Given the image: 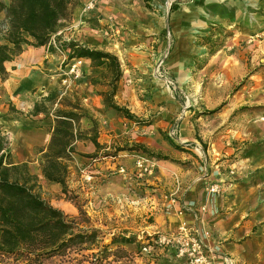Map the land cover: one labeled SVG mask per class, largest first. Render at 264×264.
<instances>
[{
    "label": "crops",
    "instance_id": "0c3cea01",
    "mask_svg": "<svg viewBox=\"0 0 264 264\" xmlns=\"http://www.w3.org/2000/svg\"><path fill=\"white\" fill-rule=\"evenodd\" d=\"M82 1L85 0H81V4L72 7L70 25L59 30L63 34L59 38L63 40L73 38L89 47L112 52L111 44L108 41H100V37L96 34L100 30L91 26L86 20L89 13L86 12L84 4L89 0L85 3ZM101 1L98 0L96 3L98 10L101 9ZM1 18H4L3 12H0ZM247 29L252 30V26H248ZM260 30L261 27L258 31ZM122 38L123 36H120V39ZM129 42L126 47L122 48V54L127 61L124 71L127 73H124L123 80L118 83L115 95L117 104L125 106L140 119L152 112L158 111V114H165L168 110L178 111L179 115L176 119L180 118L182 112L185 113L186 110L172 94L171 89H175V86L172 88L166 86V89L159 85L157 82L159 79L154 77L157 59L165 56L164 63L166 64L168 50H151L148 38L136 37ZM229 47L225 45L222 51H229ZM247 51H252V53L250 55L244 53ZM154 55L155 58H153ZM214 57L215 52L211 54L206 64L207 70L214 67L211 63L214 62ZM228 58L233 61L225 58L222 60L223 65L228 60L230 65L224 66L221 74L225 75L231 84L237 83L246 75L248 77L243 86L231 96L222 95L224 98H229L226 103L227 108H224L221 121L211 125L210 134L205 141L207 154L203 155L211 174L201 179L204 172L197 170L198 159L202 161L200 157H194L191 161L193 166L184 171L178 164L172 162L151 161L156 167L155 178L159 180L155 184L158 188L152 190H157L158 193L151 194L145 200L143 207L147 206L146 209L153 216V221L148 222L142 231L153 236L154 234H169L176 228L180 218L173 212L164 211V204L170 197L175 196L191 205L192 209L197 210L199 215L197 224L209 231L211 237L209 243L219 245L222 253L233 259V264H264V43L256 44L254 49L253 47L236 46L235 52L229 54ZM172 59L176 61L175 54ZM74 62L72 59H67V55L49 52L47 46L29 45H25L21 53L12 60L4 62L7 75L3 79L0 78V106L2 108L6 100L22 110L34 108L36 103L51 102L50 112L34 113V109L31 111L30 116L36 118L32 124L0 115V121L8 125L7 128L13 142L20 144L21 152L17 153L16 158L13 157L15 161L36 163L37 155L45 151L50 141L58 108L77 107L79 115L82 112H88L99 121L97 127H95V121L92 125H81L80 122L84 119L82 117L72 122L74 137L71 144L74 151L69 154V160L66 161L71 162L68 164V169L76 166L82 158L90 159L87 155H91L97 149L94 139L99 146L104 143V148L108 149L110 140L124 132L125 127L120 125L123 121L120 120V124L117 125L118 123L111 118L117 117L114 114L115 111L105 112L103 110V99L98 94L100 89H97L94 84L97 79H106L105 67L94 66L90 59L81 58V76L72 79L69 69ZM184 64L186 63L183 62ZM211 73L214 74V71ZM149 74L151 80H149ZM169 77L173 80L170 75ZM173 81L175 83V80ZM52 92L55 93V98L50 101L45 100ZM251 105H255L256 108H244V111L239 112L241 107ZM108 115L112 121H109L110 127L105 128L103 124H100ZM169 115L173 118L176 116V114ZM185 119L186 117L181 123L184 124L183 134L187 137V134L192 135V131L186 129ZM136 130H138L137 126ZM192 136L184 140L193 142ZM135 137L144 141V137L137 134ZM152 140L153 138H149L147 141L145 138L150 146H153ZM40 144L44 148L36 153L33 149ZM200 148V145L194 143L195 153H200ZM83 154H87L86 157L81 156ZM94 165L100 167L94 172L102 171L101 163L96 162ZM32 170L38 176L39 183L43 184L45 180L53 183L43 176L41 170L34 167ZM175 176L180 178L179 188L175 186ZM94 178L97 179V176ZM206 178L219 181L220 189L212 197L207 210L202 211L199 206L206 198L204 188L209 183ZM124 180L127 185L132 184L127 180L126 175L112 176L110 182L113 188L106 195H118L121 191L118 189V184L123 183ZM159 194L160 196L157 197ZM185 217L189 222L196 220L191 213H187ZM161 258L162 263L157 264H177L166 254H163ZM170 258L173 260H166Z\"/></svg>",
    "mask_w": 264,
    "mask_h": 264
},
{
    "label": "rangeland",
    "instance_id": "374dc122",
    "mask_svg": "<svg viewBox=\"0 0 264 264\" xmlns=\"http://www.w3.org/2000/svg\"><path fill=\"white\" fill-rule=\"evenodd\" d=\"M7 1L0 0L5 3ZM95 1L97 3L98 0ZM78 4H81V0H75V6ZM100 5L101 9L99 10L96 4L94 8L86 10L89 13L86 20L91 26L100 30L96 32L100 41H108L111 44L112 53L117 55L120 66L123 65L118 83L123 80L124 73H127L124 71L127 61L122 54V48L136 37L148 38L151 50H168L165 70L175 80V89H171L172 94L179 104L185 107L186 111L182 112L178 119H176L179 115L178 111L168 110L165 114H158V111L152 112L141 118L142 122L139 123L125 117L123 113L105 106L102 100L105 112L115 111L114 114L117 117L111 118L118 123L117 125L120 124V120L123 121L120 125L125 127L124 132L110 140L108 149L104 148L103 143V145L97 146L91 155H81L85 157L87 155L90 159L80 158L81 162L76 166L69 167L65 176L66 194L63 193L61 184L49 183L46 180L43 184L38 182V191L45 200L70 215L78 216L75 204L79 205L86 212L87 224L100 229V239L104 243L109 242L113 235L133 237L134 242L120 244L131 252L132 264H139L140 261V264L162 263L160 255L154 256V260H152L142 250V247L150 242L151 237L159 235L149 236L145 231H142L148 222L153 221V216L146 209L147 206L143 207L146 203L145 200L151 194L158 193L157 190H152L158 188L155 184L159 180L155 178L156 167L151 161L172 162L178 164L184 171L193 166L191 161L194 157H200L202 161L198 159L197 170L202 172L204 164L207 167V172L202 175L201 179H205L211 174L203 155L207 154L205 141L210 134L211 125L221 121L224 108H227L226 103L229 98H224L222 95L231 96L233 92L243 86L248 77L246 75L237 83L231 84L225 75L221 74V71L225 68L224 66L230 65L229 60L233 61L228 56L235 52L236 46L253 47L254 49L256 44L264 43V0H102ZM71 18L70 15L64 20L63 27L70 25ZM248 26H252V30L247 29ZM5 27L6 21L1 18L0 38ZM260 27L261 30L258 31ZM117 30L118 34L115 33ZM257 31L258 33H256ZM56 35L54 40L63 36L61 32ZM120 36L123 38L120 39ZM55 41L58 44L57 47L53 45L52 41L49 43L53 46V53L66 56L68 52L61 47L57 40ZM225 45L230 46L229 51H222ZM213 52H215V57L213 58L214 62L211 63L214 67L207 70L206 64ZM244 53L250 55L252 51ZM174 54L176 61H172ZM224 58L229 60L223 65ZM74 59H72L73 62ZM183 62L186 64L183 65ZM81 66L82 64L79 66L80 70ZM105 70V80L107 81L97 79L94 83L97 89H100L99 92L107 88L109 71L106 68ZM212 71L214 74L211 73ZM149 77L151 80V75ZM157 82L166 88L159 80ZM161 86L158 87L161 88ZM141 93L145 94V92ZM140 98L144 99L143 96ZM44 107L46 112H50L51 102H46ZM244 108H256V106H243L239 112L244 111ZM33 109L31 107L22 110L11 101L6 100L3 108L0 106V115L32 124L33 121H36V118L30 116ZM213 109L217 110L209 112ZM104 114L103 116H105ZM169 114H176V116L173 118ZM80 117L84 118L80 122L83 126L92 125L93 121H95V127L99 125L98 119L93 118L88 112H82ZM108 117L110 116H106L105 121L100 124H103L105 128L110 127L108 124L109 121H112ZM184 117L187 121L186 129H190L193 135L187 134V137L192 136L193 142L184 140L187 138L182 130L184 124L181 122ZM213 117L215 119H212ZM7 126L0 121V135L6 136L10 142L12 155L16 158L17 153L21 150L20 144L13 142ZM136 126L138 130H136ZM104 132L108 134L107 131ZM136 134L144 137V141L136 138ZM145 138L147 141L149 138H153V146L147 144ZM194 143L201 146L200 153L193 151ZM137 144L145 145L152 155L134 149V145ZM43 148L44 146L40 144L33 150L37 153ZM165 148L168 150H164ZM41 155H37L36 163L27 162L31 170L33 167L41 170ZM139 158L153 165L152 174L140 177L134 174V163ZM96 162L103 165L101 172H94L100 169V167H95L94 163ZM67 164H71V162H67ZM120 166L125 167V173L118 172ZM118 174L126 175L127 180L132 184L127 185L124 180L123 183L118 184V189L121 190L118 195H106L113 188L110 182L111 177ZM95 176L97 179L94 178ZM152 179L153 181H151ZM206 179L207 181L211 180V178ZM212 180L215 179L212 178ZM70 255L80 258V255L74 252H71ZM67 264L86 263L71 260Z\"/></svg>",
    "mask_w": 264,
    "mask_h": 264
},
{
    "label": "trees",
    "instance_id": "16d2710c",
    "mask_svg": "<svg viewBox=\"0 0 264 264\" xmlns=\"http://www.w3.org/2000/svg\"><path fill=\"white\" fill-rule=\"evenodd\" d=\"M74 5L75 0L0 2V12L4 13L6 21L0 41V78L7 75L4 62L19 55L25 45L47 46V50L53 52V46L49 44L51 38L57 36ZM60 39L57 37L55 40L68 52L67 59L88 58L94 66H104L109 71L107 88L98 93L105 106L131 120L142 122L114 100L122 75L117 55L81 44L73 38ZM54 98L55 93L52 92L45 100ZM33 112L47 113L44 103H36ZM79 117L77 107L56 110L50 141L40 157L43 176L61 184L65 194L66 161L74 151L72 122ZM133 148L152 155L145 145L137 144ZM38 188V176L27 162L14 160L10 142L6 136L0 135V264H67L71 260L86 264H132L131 252L120 244L134 242L133 237L113 235L109 242L104 243L100 239V229L87 224L86 212L79 205L74 203L78 216L70 215L45 200ZM71 252L80 258L71 257Z\"/></svg>",
    "mask_w": 264,
    "mask_h": 264
},
{
    "label": "built area",
    "instance_id": "2783aa9c",
    "mask_svg": "<svg viewBox=\"0 0 264 264\" xmlns=\"http://www.w3.org/2000/svg\"><path fill=\"white\" fill-rule=\"evenodd\" d=\"M96 4L95 0H89L84 4L86 10L94 8ZM57 32V34H59ZM118 34V30L115 31ZM54 36L51 38L54 46L57 47V43L54 40ZM165 56L159 57L155 63L154 76L159 79L165 86L172 88L175 86L174 81L169 77L165 70L164 63ZM81 64V58L75 59V62L70 66V73L72 79H76L81 76V70L79 68ZM205 174L207 167L204 164L203 170ZM118 172L125 173V167L120 166ZM153 172V165L146 163L143 159L139 158L134 163V174L137 177L142 175H150ZM210 176V175H209ZM175 186L180 187L181 182L178 176L174 178ZM220 189V182L210 180L205 186V201L200 204L199 208L202 211H206L208 204L211 201L214 194L218 193ZM193 210V211H192ZM164 211L173 212L180 218L176 228L169 234H159L157 237H151L150 242H147L142 247L145 255L148 258L154 260V256L163 254L173 258L177 264H233V259L222 253L219 245L209 243L210 233L208 230L200 227L197 224L199 218L196 209H192V206L185 203V201L179 200L177 197H170L164 204ZM191 213L195 222H189L185 215ZM153 262V261H152Z\"/></svg>",
    "mask_w": 264,
    "mask_h": 264
}]
</instances>
